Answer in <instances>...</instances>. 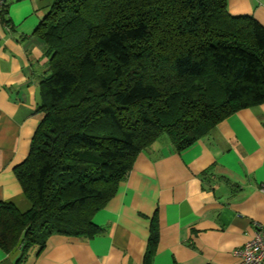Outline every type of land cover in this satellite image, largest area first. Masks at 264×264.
I'll return each mask as SVG.
<instances>
[{
  "label": "trees",
  "instance_id": "obj_1",
  "mask_svg": "<svg viewBox=\"0 0 264 264\" xmlns=\"http://www.w3.org/2000/svg\"><path fill=\"white\" fill-rule=\"evenodd\" d=\"M39 1L41 118L13 168L30 208L0 201V248L19 246L17 263L51 235L104 233L92 217L159 138L179 151L264 103V26L226 0ZM158 234L154 212L141 264Z\"/></svg>",
  "mask_w": 264,
  "mask_h": 264
},
{
  "label": "crops",
  "instance_id": "obj_2",
  "mask_svg": "<svg viewBox=\"0 0 264 264\" xmlns=\"http://www.w3.org/2000/svg\"><path fill=\"white\" fill-rule=\"evenodd\" d=\"M0 16V201L30 208L13 172L41 118L38 82L47 58L33 34L39 0H6ZM231 15L264 26V0H226ZM264 103L241 108L205 136L174 151L159 138L137 154L114 196L92 217L91 239L51 235L17 263L20 247L0 248V264H141L150 217L158 243L152 264H234V251L264 224Z\"/></svg>",
  "mask_w": 264,
  "mask_h": 264
},
{
  "label": "built area",
  "instance_id": "obj_3",
  "mask_svg": "<svg viewBox=\"0 0 264 264\" xmlns=\"http://www.w3.org/2000/svg\"><path fill=\"white\" fill-rule=\"evenodd\" d=\"M5 4L6 0H0V12L4 10ZM234 254L237 257L234 264H264V224Z\"/></svg>",
  "mask_w": 264,
  "mask_h": 264
}]
</instances>
